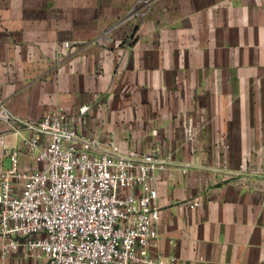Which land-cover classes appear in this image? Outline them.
<instances>
[{
    "label": "crops",
    "instance_id": "1",
    "mask_svg": "<svg viewBox=\"0 0 264 264\" xmlns=\"http://www.w3.org/2000/svg\"><path fill=\"white\" fill-rule=\"evenodd\" d=\"M0 99L30 122L91 105L84 135L170 157L149 255L264 264V0H0ZM19 125L0 118V172L40 166ZM4 241L0 264L44 263Z\"/></svg>",
    "mask_w": 264,
    "mask_h": 264
},
{
    "label": "built area",
    "instance_id": "2",
    "mask_svg": "<svg viewBox=\"0 0 264 264\" xmlns=\"http://www.w3.org/2000/svg\"><path fill=\"white\" fill-rule=\"evenodd\" d=\"M90 109L56 108L30 122L7 111L0 99V118L18 121L17 131L22 125L30 129L24 142L40 165L21 170L13 151L12 167L0 172L1 255L23 247L44 257L43 264H176L175 257L167 261L148 254L159 238L156 182L170 157L158 149L142 152L113 138L84 135L80 129ZM183 128L194 153L193 122Z\"/></svg>",
    "mask_w": 264,
    "mask_h": 264
}]
</instances>
